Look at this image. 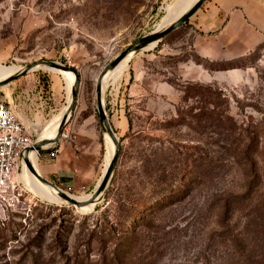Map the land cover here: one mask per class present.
<instances>
[{
  "label": "rangeland",
  "instance_id": "1",
  "mask_svg": "<svg viewBox=\"0 0 264 264\" xmlns=\"http://www.w3.org/2000/svg\"><path fill=\"white\" fill-rule=\"evenodd\" d=\"M14 1L0 7V64L53 60L80 73L65 136L54 147L80 187L48 179L87 196L108 149L97 78L175 0ZM196 40L188 21L106 84L104 105L121 150L92 212L40 198L20 175L21 197L0 203V264H264V48L239 68L198 60L203 71L190 51ZM48 76L58 83L56 103H45L50 93H39L35 79L23 93L42 111L38 135L68 105L67 85L49 70L21 77Z\"/></svg>",
  "mask_w": 264,
  "mask_h": 264
},
{
  "label": "crops",
  "instance_id": "2",
  "mask_svg": "<svg viewBox=\"0 0 264 264\" xmlns=\"http://www.w3.org/2000/svg\"><path fill=\"white\" fill-rule=\"evenodd\" d=\"M15 3L14 0H0V7H16ZM189 25L197 39L190 46V51L199 60L217 64L243 60L264 48V0H206L190 18ZM194 63L201 70H208L199 61ZM48 77L43 80L40 78L36 80L34 77L19 78L1 90L3 95L0 100L9 103L15 109L24 125L29 128L34 142L39 138L34 128L35 121L42 111L38 109L39 104H36V107L33 104H27L23 93L33 90L32 80L35 79L36 83L42 85V87H36L39 89L38 92L47 91L50 93L48 95L51 98L50 103H56L59 100L55 89L58 83L52 77ZM31 118L34 122H30ZM59 143L60 140L56 145L51 143L41 150L37 154L35 164L39 166L37 168L45 178H56L57 181L72 183L78 188L81 182L69 179V174L66 173L69 167L64 163L63 155L59 158L50 157L51 150ZM58 175L63 178L57 179Z\"/></svg>",
  "mask_w": 264,
  "mask_h": 264
},
{
  "label": "water",
  "instance_id": "3",
  "mask_svg": "<svg viewBox=\"0 0 264 264\" xmlns=\"http://www.w3.org/2000/svg\"><path fill=\"white\" fill-rule=\"evenodd\" d=\"M206 0H198L191 8H189L182 16H180L178 19H176L174 22H172L170 25L166 26L162 29H154L153 31L137 38L131 45L127 46L125 49L120 51L114 58H112L108 64L103 68V70L100 72L97 82H96V88H95V105H96V111L98 120L102 129V132L105 134H108L112 141L114 142V153L112 156V160L106 169V171L101 176L95 190L90 194L89 197L85 199L78 200L72 196H70L66 191H64L62 188L45 178L41 175V173L35 168L32 161L30 160L29 153L33 150L37 152V154L43 150L47 145H50L53 143L56 145L58 141L61 139L64 129L66 128V125L72 115V112L74 110L76 98L78 95V89L80 86V73L79 71L72 66H69L67 64L53 61V60H41L26 66L21 67L20 70L8 75L5 78L0 79V88L7 86L8 84L14 82L15 80L27 75L30 72L36 71L41 69V67H48V68H54V69H60L64 71H70L75 76V81L71 90V101L67 106L66 111L64 112L60 126L58 129V132L52 140H42L38 138L34 144L24 151V162L29 168V170L36 176V178L50 187L52 190H54L55 195L60 199L61 204H65L69 207H76L79 209H82L84 207L93 205L92 211L95 209V207L101 203V201L104 198V194L107 191L112 177L114 175L115 167L117 165V161L120 155L121 150V144H120V138L115 132L108 113L106 112L105 105H104V92H103V79L105 75L113 70L121 61H123L128 56L134 57L137 54L149 50L150 47L153 45V48L162 40H164L170 33H172L174 30L180 28L183 26L186 22L190 20V18L199 10V8L204 4ZM152 49V48H151ZM81 211V210H80ZM91 211V212H92ZM90 213V212H89Z\"/></svg>",
  "mask_w": 264,
  "mask_h": 264
},
{
  "label": "bare ground",
  "instance_id": "4",
  "mask_svg": "<svg viewBox=\"0 0 264 264\" xmlns=\"http://www.w3.org/2000/svg\"><path fill=\"white\" fill-rule=\"evenodd\" d=\"M198 0H175L172 4L168 5V12L166 15H164L158 24L156 25L155 29H162L165 28L166 26L170 25L172 22H174L176 19H178L180 16H182L189 8H191ZM153 48V45L150 47V49ZM131 59V56H128L125 58L123 61H121L113 70L109 71L104 79H103V92L105 89L106 84L108 83L109 80H115L117 79L127 68L128 63ZM21 67L19 66H7V65H2L0 64V79L7 77L8 75L20 70ZM43 70H49L53 73L59 74L66 82V88L68 92L67 96V103L69 104L71 101V90L75 81V76L72 72L70 71H64L60 69H54V68H48V67H41ZM68 106V105H67ZM67 106L64 108L62 115L56 116L51 120L49 123L44 125L41 128V132L39 133V138L42 140H52L55 138L60 122L62 119V116L64 112L67 109ZM105 139L107 143V152H106V158H105V167L103 170V173L106 171L108 168L112 156L114 153V142L110 138L108 134H105ZM30 160L32 161L33 165L35 168L39 171V169L36 166V160H37V152L35 150L31 151L29 153ZM22 181L26 185L27 189L30 191L34 192L35 194L39 195L40 198L44 200H48L51 202H57L61 203L60 199L55 195L54 190H52L50 187L39 181L36 176L29 170L26 164H23L22 168ZM69 194V193H68ZM70 196L81 200L85 199L90 196H73L69 194ZM93 209V205L84 207L81 210L83 213H89Z\"/></svg>",
  "mask_w": 264,
  "mask_h": 264
},
{
  "label": "built area",
  "instance_id": "5",
  "mask_svg": "<svg viewBox=\"0 0 264 264\" xmlns=\"http://www.w3.org/2000/svg\"><path fill=\"white\" fill-rule=\"evenodd\" d=\"M49 104L51 98L45 97ZM65 136V129L62 137ZM34 137L29 128L24 125L15 109L7 102L0 101V203L13 204L21 197L24 188L21 187L23 150L32 146ZM51 158H55L54 148Z\"/></svg>",
  "mask_w": 264,
  "mask_h": 264
},
{
  "label": "trees",
  "instance_id": "6",
  "mask_svg": "<svg viewBox=\"0 0 264 264\" xmlns=\"http://www.w3.org/2000/svg\"><path fill=\"white\" fill-rule=\"evenodd\" d=\"M196 57V56H195ZM199 59L196 58V61H198ZM245 60V59H243ZM242 60H235V61H232V62H229V63H222V64H219L218 63V68L220 70H227V69H232V68H239L238 65H237V62H241ZM200 62V61H199ZM202 64V62H200ZM213 64H217V63H213ZM205 67V66H204ZM207 68V67H206ZM218 68H214L212 70H218ZM211 69V68H210Z\"/></svg>",
  "mask_w": 264,
  "mask_h": 264
}]
</instances>
